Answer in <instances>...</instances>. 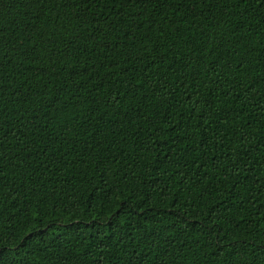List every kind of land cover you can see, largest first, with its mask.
<instances>
[{"label": "trees", "instance_id": "16d2710c", "mask_svg": "<svg viewBox=\"0 0 264 264\" xmlns=\"http://www.w3.org/2000/svg\"><path fill=\"white\" fill-rule=\"evenodd\" d=\"M0 264H264V0H0Z\"/></svg>", "mask_w": 264, "mask_h": 264}]
</instances>
